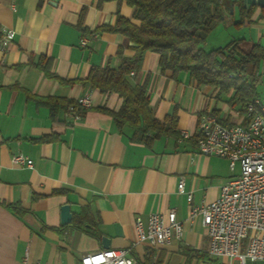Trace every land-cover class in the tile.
<instances>
[{
  "label": "crops",
  "instance_id": "crops-1",
  "mask_svg": "<svg viewBox=\"0 0 264 264\" xmlns=\"http://www.w3.org/2000/svg\"><path fill=\"white\" fill-rule=\"evenodd\" d=\"M227 1L225 22L206 37L205 49L233 40H249L264 49V11L244 0ZM48 2L0 0V29L15 33L7 51L0 53V264H79L82 256L104 249L103 237L109 249H130L136 217L145 221L171 209L182 224V237L159 249L135 246L131 255L136 264L147 258L151 264H227L208 256L201 218L188 219L192 205L215 200L220 187L239 172L238 167L230 170L226 159L197 152L200 118L216 110L219 120H228L224 99L215 89L196 85L186 73L160 72L159 56L148 52L140 71L129 79L146 85L155 119L176 116L180 138L162 136L150 146L130 140V132L118 131L104 111L117 112L121 98L100 93L85 80L93 67L116 68L119 48L132 55L121 34L96 32L112 25L118 13L130 18L132 9L118 0ZM241 2L246 9L255 8L236 26ZM230 30L226 38H217ZM82 39L87 40L83 47ZM41 57L50 61L51 72L73 83L48 78L36 66ZM83 97L91 105L77 120L58 105L52 117L37 102ZM236 121L234 116L228 120ZM183 132L191 138L183 139ZM44 137L52 139L39 141ZM13 154L30 159L33 168L12 165ZM180 180L192 195L190 204L186 195L177 193ZM66 204L72 221L63 225L60 208ZM80 218L85 226L74 227Z\"/></svg>",
  "mask_w": 264,
  "mask_h": 264
},
{
  "label": "trees",
  "instance_id": "trees-1",
  "mask_svg": "<svg viewBox=\"0 0 264 264\" xmlns=\"http://www.w3.org/2000/svg\"><path fill=\"white\" fill-rule=\"evenodd\" d=\"M132 9V16L126 18L117 14L110 26H101L96 32H111L124 36L131 44V56H125L119 48V64L93 67L85 83L100 93H116L122 100L117 112L104 110L112 117L116 129L130 132V140L150 146L152 141L171 136L180 138L176 129L175 115L167 116L163 121L154 118L149 104L146 85L132 84L130 73L137 74L148 52L159 56L160 72H169L173 76L186 73L198 86H208L217 91L218 96H226L225 104L233 111H242L244 107L259 97L255 91V80L261 62L264 61V49L259 44L243 50L241 40H233L227 45L205 50L206 37L213 29L225 22L227 0H118ZM239 21L236 26L247 20L254 6L246 9L238 3ZM263 11V9H262ZM36 66L50 78L62 84L73 81L61 79L50 70V61L40 58ZM50 109L54 117L55 108L61 106L68 110L72 107L77 114L84 111L75 101L57 98L37 99ZM210 114L218 120V111ZM222 125L230 122L219 120ZM51 137L39 139L50 141ZM89 211V210H87ZM86 211V212H87ZM74 227L85 226L83 218L73 222ZM151 251V250H150ZM142 264H151L147 258Z\"/></svg>",
  "mask_w": 264,
  "mask_h": 264
},
{
  "label": "built area",
  "instance_id": "built-area-1",
  "mask_svg": "<svg viewBox=\"0 0 264 264\" xmlns=\"http://www.w3.org/2000/svg\"><path fill=\"white\" fill-rule=\"evenodd\" d=\"M14 36L13 30L0 29V53L7 51ZM86 42L82 39L80 46H85ZM76 103L83 109L91 105L88 97L79 98ZM252 104H260V112H253ZM68 111L74 119H79L72 107ZM232 114L237 121L229 126L222 125L210 113L203 115L195 140L200 155L226 159L230 170L238 167L239 172L220 187L215 200L192 205L188 219L192 222L197 216L201 218L208 237L209 257L225 259L227 264H264V123L260 121V114H264V93L242 111ZM181 137L189 139L191 135L183 132ZM11 163L33 168L32 161L22 154H13ZM177 193L186 195L189 204L192 202L183 180L178 182ZM134 229L136 240L130 249L89 253L81 257L79 264H136L131 255L135 246L159 249L183 234L182 224L173 209L165 215L153 213L145 221L136 217Z\"/></svg>",
  "mask_w": 264,
  "mask_h": 264
},
{
  "label": "rangeland",
  "instance_id": "rangeland-1",
  "mask_svg": "<svg viewBox=\"0 0 264 264\" xmlns=\"http://www.w3.org/2000/svg\"><path fill=\"white\" fill-rule=\"evenodd\" d=\"M230 33H231V30L228 32H222L221 34H217L216 36L218 39L221 38V40H222V39L226 38L227 34H230ZM241 44H242V47L244 48L243 50L249 51L253 43H251L249 40H246L244 43H241ZM204 49H205V47H204ZM205 50H209V49H205ZM254 85H255L256 94L259 97H261L262 94L264 93V61L261 62L260 67L257 71V78L255 80ZM221 97L223 99H226V96H221ZM231 111H233V110L230 109V111H229V109H228L229 114L226 115L228 120L233 118V115L230 114ZM236 172H237V170H236Z\"/></svg>",
  "mask_w": 264,
  "mask_h": 264
},
{
  "label": "water",
  "instance_id": "water-1",
  "mask_svg": "<svg viewBox=\"0 0 264 264\" xmlns=\"http://www.w3.org/2000/svg\"><path fill=\"white\" fill-rule=\"evenodd\" d=\"M59 0H49V5L56 6ZM246 5H256L257 7L264 9V0H244ZM61 224L68 225L72 221V213L70 211L69 205H63L60 208ZM102 247L104 249H109V240L105 237L102 238Z\"/></svg>",
  "mask_w": 264,
  "mask_h": 264
},
{
  "label": "bare ground",
  "instance_id": "bare-ground-1",
  "mask_svg": "<svg viewBox=\"0 0 264 264\" xmlns=\"http://www.w3.org/2000/svg\"><path fill=\"white\" fill-rule=\"evenodd\" d=\"M252 111L253 112H260V104H252ZM260 121L264 123V114H260Z\"/></svg>",
  "mask_w": 264,
  "mask_h": 264
}]
</instances>
